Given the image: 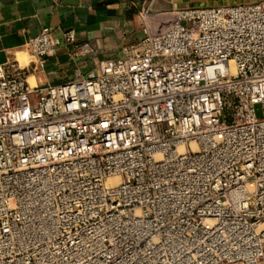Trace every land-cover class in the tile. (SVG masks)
Wrapping results in <instances>:
<instances>
[{
  "label": "built area",
  "instance_id": "obj_1",
  "mask_svg": "<svg viewBox=\"0 0 264 264\" xmlns=\"http://www.w3.org/2000/svg\"><path fill=\"white\" fill-rule=\"evenodd\" d=\"M139 17L88 76L0 64V264H264V0Z\"/></svg>",
  "mask_w": 264,
  "mask_h": 264
},
{
  "label": "crops",
  "instance_id": "obj_2",
  "mask_svg": "<svg viewBox=\"0 0 264 264\" xmlns=\"http://www.w3.org/2000/svg\"><path fill=\"white\" fill-rule=\"evenodd\" d=\"M248 1L254 0H0V64L18 60L28 66L31 85L62 83L73 78L76 68L88 76L93 59L119 56L125 45L143 39L139 14L145 6L168 11ZM43 27L54 30L56 53L42 69L33 70L37 58L26 46ZM69 29H75L79 43L91 44L88 56L69 57L74 45L61 35Z\"/></svg>",
  "mask_w": 264,
  "mask_h": 264
},
{
  "label": "bare ground",
  "instance_id": "obj_3",
  "mask_svg": "<svg viewBox=\"0 0 264 264\" xmlns=\"http://www.w3.org/2000/svg\"><path fill=\"white\" fill-rule=\"evenodd\" d=\"M33 83V81H32ZM34 84V83H33ZM110 184H112V182H118V179L117 178H111L110 180H108ZM112 181V182H111Z\"/></svg>",
  "mask_w": 264,
  "mask_h": 264
},
{
  "label": "rangeland",
  "instance_id": "obj_4",
  "mask_svg": "<svg viewBox=\"0 0 264 264\" xmlns=\"http://www.w3.org/2000/svg\"><path fill=\"white\" fill-rule=\"evenodd\" d=\"M28 59H29L28 54H25V58H24L23 63H27Z\"/></svg>",
  "mask_w": 264,
  "mask_h": 264
}]
</instances>
